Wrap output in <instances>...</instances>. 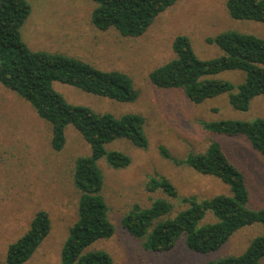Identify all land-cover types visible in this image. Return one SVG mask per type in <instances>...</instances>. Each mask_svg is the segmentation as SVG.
I'll return each instance as SVG.
<instances>
[{"label":"trees","instance_id":"16d2710c","mask_svg":"<svg viewBox=\"0 0 264 264\" xmlns=\"http://www.w3.org/2000/svg\"><path fill=\"white\" fill-rule=\"evenodd\" d=\"M91 1L95 4L92 25L97 30H114L121 37L136 38L180 0ZM223 1L232 20L264 25V0ZM30 12L27 0H0V86L27 102L46 123L53 151L63 150L65 130L69 126L89 148L88 155L74 161L72 185L78 193L76 219L61 246L60 264H113L111 254L95 248L116 232L102 196L104 179L98 162L103 160L113 170L127 168L130 157L120 150L108 151L106 147L113 141L123 140L137 149H146L145 119L137 113L116 116L71 105L53 90L52 82L124 104L136 102L139 93L124 72L101 70L65 54L31 50L21 35ZM205 41L218 47L221 55L202 60L187 36L176 35L171 44L173 57L149 73L150 83L159 90L180 91L194 105L225 95L233 110L247 111L254 98L264 95V39L224 31ZM226 71L239 72L242 82L235 86L212 78ZM199 125L211 136L243 137L264 160V119L200 121ZM159 152L175 166L218 180L228 188V194L203 200L194 196L180 198L167 178L158 175L148 178L145 189L161 192L167 199H153L146 208L135 204L120 222L128 235L142 241L143 250L167 253L182 240L187 251L206 255L222 249L242 229L264 225V207L247 208L249 193L244 176L218 143L209 140L202 152H190L183 159L172 157L164 147ZM170 200L185 208L174 212ZM207 213L210 214L205 218ZM50 225L46 211L36 212L28 229L8 246L5 264L28 262L48 236ZM263 257L264 234H260L251 238L240 254L214 258L205 264H262Z\"/></svg>","mask_w":264,"mask_h":264},{"label":"rangeland","instance_id":"374dc122","mask_svg":"<svg viewBox=\"0 0 264 264\" xmlns=\"http://www.w3.org/2000/svg\"><path fill=\"white\" fill-rule=\"evenodd\" d=\"M27 1L31 12L21 35L31 50L65 54L101 70L124 72L139 93L136 102L124 104L52 82L53 90L71 105L116 116L137 113L145 119L146 149H137L123 140L106 147L108 151L127 154L131 159L127 168L113 170L103 160L98 162L104 179L102 196L116 232L109 240L96 244V249L111 254L113 264H205L214 258L240 254L251 238L264 234V225H254L236 233L214 253H191L180 240L172 251L155 254L143 250L142 241L128 235L120 223L133 205L146 208L153 199H167L161 192L145 189L148 178L156 175L167 178L180 198L194 196L203 200L228 194V188L218 180L175 166L159 152L164 147L172 157L183 159L190 152H202L209 140L221 146L244 176L249 193L247 208L264 207L261 156L243 137L211 136L199 125L200 121L264 119V95L254 98L247 111L239 112L229 106L225 95L194 105L180 91L156 89L148 79L154 68L173 57L171 44L176 35L187 36L196 55L209 60L220 56L221 51L207 44L206 38L235 31L264 39L263 24L232 20L223 0H180L157 17L143 35L125 38L114 30L101 32L92 25L95 4L91 0ZM212 78L235 86L243 79L236 71L221 72ZM65 136L63 150L53 151L46 123L27 102L0 86V264H5L8 246L28 229L33 215L41 210L48 213L51 229L25 264H60L61 246L76 219L74 161L89 154L87 144L72 127L66 128ZM170 201L174 212L185 208L177 201ZM261 263L264 264V257Z\"/></svg>","mask_w":264,"mask_h":264}]
</instances>
